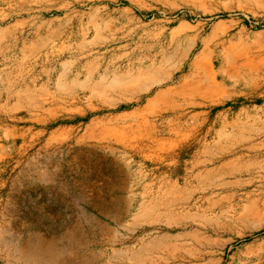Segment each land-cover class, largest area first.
<instances>
[{"label": "rangeland", "instance_id": "1", "mask_svg": "<svg viewBox=\"0 0 264 264\" xmlns=\"http://www.w3.org/2000/svg\"><path fill=\"white\" fill-rule=\"evenodd\" d=\"M97 1L0 0V264H264V88L198 93L262 64L264 0ZM194 223L223 256L170 248Z\"/></svg>", "mask_w": 264, "mask_h": 264}, {"label": "bare ground", "instance_id": "2", "mask_svg": "<svg viewBox=\"0 0 264 264\" xmlns=\"http://www.w3.org/2000/svg\"><path fill=\"white\" fill-rule=\"evenodd\" d=\"M87 1L92 4L98 2L97 0H87ZM97 10L98 9L96 8L94 11L98 12ZM200 60L202 61L203 59ZM200 60H198L199 64H196L194 66L193 71L197 72L200 70H205L206 73L212 72L213 69L211 67L212 65L211 62L208 61L209 66H206L204 64L207 62L208 59L203 60L205 61V63L202 64H200ZM243 66L244 64L242 65V67ZM245 68L249 69L247 67ZM193 225L194 228H192L189 233L185 232L184 234H176L167 237V241H170V243L172 244L170 248H172L174 252H179L180 250L188 251L189 254L195 259H201L206 256H216V255L223 256L228 246L234 241L233 239H227V237L228 236L230 237L231 235L230 227H224L219 229L217 227L216 228L205 227V225L198 223H194ZM70 245L71 244H69V247H63V245L60 244H55V245L50 243L46 244L45 242L40 241L32 245L26 246L23 254H21L22 251H18L17 253L20 254V257L22 256L21 257L22 261L25 264H79L80 262H81L80 264H88L89 262L86 261L84 257H82L78 262L76 260L77 257L73 256L74 253L78 252L80 246L74 243L72 246Z\"/></svg>", "mask_w": 264, "mask_h": 264}, {"label": "crops", "instance_id": "3", "mask_svg": "<svg viewBox=\"0 0 264 264\" xmlns=\"http://www.w3.org/2000/svg\"><path fill=\"white\" fill-rule=\"evenodd\" d=\"M262 61V64H259L258 68L255 70H249V74L247 77L241 76L242 70L238 73V80L237 86L238 89H234L235 91L232 92L230 87H227L225 81H215L212 82L215 86L214 89H209L207 94H203L202 91H199V96L203 97V99L210 100V99H220L221 97L225 96H236L238 98H246V97H261L258 94V91L261 88H264V77L254 76L251 73L264 69V55L260 56L257 55V62ZM205 96V97H204ZM256 107V106H255ZM254 107V108H255ZM229 109V108H228Z\"/></svg>", "mask_w": 264, "mask_h": 264}]
</instances>
